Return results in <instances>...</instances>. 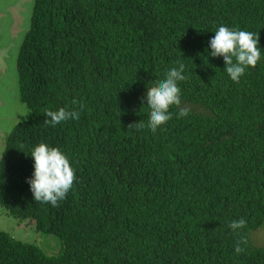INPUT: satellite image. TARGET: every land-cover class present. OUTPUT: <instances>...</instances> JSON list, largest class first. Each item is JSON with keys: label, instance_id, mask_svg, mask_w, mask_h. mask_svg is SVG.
<instances>
[{"label": "trees", "instance_id": "16d2710c", "mask_svg": "<svg viewBox=\"0 0 264 264\" xmlns=\"http://www.w3.org/2000/svg\"><path fill=\"white\" fill-rule=\"evenodd\" d=\"M220 26L264 49V0H35L17 62L30 118L7 137L0 207L59 243L0 233V264H264V60L232 82L210 56ZM180 64L181 104L152 133L148 87ZM62 107L79 119L51 126ZM40 143L75 170L57 206L26 182Z\"/></svg>", "mask_w": 264, "mask_h": 264}, {"label": "clouds", "instance_id": "9594fccd", "mask_svg": "<svg viewBox=\"0 0 264 264\" xmlns=\"http://www.w3.org/2000/svg\"><path fill=\"white\" fill-rule=\"evenodd\" d=\"M210 56L223 58L227 76L234 83H239L246 70L257 68L264 60V49L260 47L259 35L252 31L233 29L220 26L215 30L213 38L209 41ZM185 66L180 64L166 71L164 79L156 82L155 86L148 87L146 97L150 109L148 128L152 133L172 120L170 108L181 104V88L179 82L187 77ZM184 117L187 112H179ZM47 123L55 127L70 119H79V112L67 108L49 110L46 112ZM141 123L134 126H140ZM33 160V173L27 179L34 201L50 203L57 206L64 200L76 180L75 170L71 167L68 156L58 147H51L47 143H40L32 148L28 154ZM245 226L243 219L232 221L230 228L233 231ZM241 249L236 248L239 254Z\"/></svg>", "mask_w": 264, "mask_h": 264}, {"label": "rangeland", "instance_id": "374dc122", "mask_svg": "<svg viewBox=\"0 0 264 264\" xmlns=\"http://www.w3.org/2000/svg\"><path fill=\"white\" fill-rule=\"evenodd\" d=\"M35 0H0V161L7 137L30 118L29 109L21 102L18 56L31 26ZM10 216L0 207V233L20 242L42 247L48 254L57 252L58 240L47 238L35 228ZM52 239V240H51ZM250 243L264 247V227L251 235Z\"/></svg>", "mask_w": 264, "mask_h": 264}]
</instances>
